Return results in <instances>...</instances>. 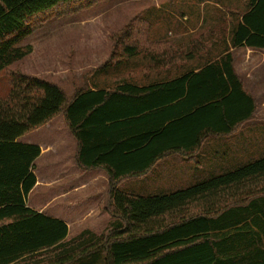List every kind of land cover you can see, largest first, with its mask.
<instances>
[{
    "label": "trees",
    "instance_id": "obj_1",
    "mask_svg": "<svg viewBox=\"0 0 264 264\" xmlns=\"http://www.w3.org/2000/svg\"><path fill=\"white\" fill-rule=\"evenodd\" d=\"M97 1L0 0V72L31 53L21 43L57 10L72 13ZM148 35V22L140 16L129 20L110 34L109 58L96 73L140 54L150 59V69L158 70L206 52L202 37L184 47L150 45ZM229 43L231 48L264 49V0H244V11L230 26ZM225 49L197 72L145 87L126 81L98 91L83 87L70 100L54 83L11 72L9 91L0 98V264L55 244L65 247L66 226L26 206L40 149L17 142L58 115L77 142L75 165L106 173L101 209L111 218L100 235L85 232L74 239L68 260L264 264V155L169 194L139 195L119 188L165 157L192 158L207 138L230 136L255 118L256 102L233 73L232 55Z\"/></svg>",
    "mask_w": 264,
    "mask_h": 264
},
{
    "label": "rangeland",
    "instance_id": "obj_2",
    "mask_svg": "<svg viewBox=\"0 0 264 264\" xmlns=\"http://www.w3.org/2000/svg\"><path fill=\"white\" fill-rule=\"evenodd\" d=\"M243 11L244 0H99L72 13H62L57 10L21 43V46H30L31 53L0 72V98L7 95L8 75L14 71L56 84L63 90L68 100L72 98L76 89L93 86L111 87L121 78L137 83H143L145 77H151L155 81L171 79L181 73L179 68L188 61L177 60L165 68L152 70L149 67L150 59L140 54L117 68L96 73V70L109 58L110 34L122 28L132 18L140 16L149 23L147 44L169 43L188 47L191 41H199L201 37L203 41L215 36L219 49L215 48L213 51L211 44L204 43L206 48L204 56L211 57L213 54L215 57L229 43L232 19ZM184 15L189 17L186 22L183 21ZM184 31L185 38L181 37ZM191 65L186 64V67L193 68V64ZM255 102L256 105L258 102L260 109L252 120L254 122L244 131H241L242 127L238 129L233 139L236 140L240 135L246 142L248 141L246 137L250 136L251 143L253 139L255 140L254 147L251 145L250 153L253 154L255 151L259 156L264 151V108L261 104L264 102V97H257ZM49 122L46 128L22 136L20 142L51 144L56 141L53 136L54 129H57V134L61 131L66 133L68 130L62 115L56 116ZM61 140H64V137ZM234 149H237V146ZM47 158L49 160V155ZM219 163L226 164L225 161ZM209 172L210 170L205 166L194 168L193 163L180 166L178 163L165 162L157 166L150 177L124 181L119 188L140 195L152 193L147 186H154L152 189L158 191H171L191 184L194 177ZM49 174L48 162L44 168L38 165L36 175L39 181H44L42 183L45 187L35 188L28 195L27 202L34 208L49 203L55 195L49 190L48 182L51 180ZM154 175L160 179L150 183ZM74 182L79 180L74 179ZM104 187L107 190V184ZM97 189L98 194L94 192L96 196L94 201L89 193L90 190L84 191L85 194L83 192L81 195L77 192L73 201L78 203L84 201L87 206L98 204L100 213L109 216L101 209L106 203V190L104 191L101 184ZM109 219L108 222L104 220L75 227L76 232L87 229L95 235H100L109 225L110 216Z\"/></svg>",
    "mask_w": 264,
    "mask_h": 264
},
{
    "label": "crops",
    "instance_id": "obj_3",
    "mask_svg": "<svg viewBox=\"0 0 264 264\" xmlns=\"http://www.w3.org/2000/svg\"><path fill=\"white\" fill-rule=\"evenodd\" d=\"M229 17L230 16L228 15L227 18ZM188 20L189 17L184 15L183 21L186 22ZM232 21L235 22V16ZM257 22L259 23V21ZM181 37H186L185 31L182 33ZM202 42L203 44H211V50L213 51H215V48L219 49L218 40L215 36H211V38H208L207 40L204 39ZM226 47L229 48V52L232 55L233 73L239 78V80L241 81L247 92L250 94V96L254 98V100L257 97H264V49L249 47L231 48L230 44L228 43V45L225 46L222 50H220L215 57H213V54L211 57L209 56V60L211 59L210 61L206 59L207 57L204 56V54L201 58H196L194 60H189L188 62H185L183 66L179 68V72L181 73L177 74L176 76H182L191 71L197 72L198 69L204 67L207 62H214L218 60L223 54V52L226 50ZM186 64L188 66L193 64L194 67H199H186ZM175 78L176 77H173L172 79ZM144 79L145 81L143 83H137L130 82L127 79L121 78L114 82V85L117 83H122V81H126L138 87H145L148 85H152L155 82V80L151 79V77H145ZM107 88L109 87L93 86L90 88V91H98ZM261 104L264 108V102H262ZM259 109V104L257 102L256 112L254 114L255 116L259 112ZM253 122L254 121H249L244 123L241 131H244V129ZM48 124H50V122ZM48 124L40 128H46ZM40 128L36 131H39ZM144 128L146 130L151 129V124L145 125ZM54 130L55 134H53V136H55L56 141L51 144L43 145L41 143L20 142L22 137L19 138L17 142L26 145H35L40 149V154L34 162L33 174L36 178V184L33 190L38 187H45L42 183L44 181L41 182L38 180L36 171L38 165L44 168L46 166V163L48 162V168L50 170L49 176L51 179L50 182H48V186L50 188V192H54L55 195L51 198V201L49 203H45L43 206H37L34 208L27 201L26 206L29 209L46 216L49 219L60 221L66 226L67 233L65 238L62 240V243L65 244V247L63 249L62 247L55 246V244L51 248H43L41 250H38L37 252L25 254L11 264H75L76 262H74L72 259L68 260L67 258L69 255L72 256V254L74 253V247L71 242L74 241V239H76L77 237H79V235L85 232H89L91 235H95L94 232L87 229L76 232L77 228L75 227L84 226L93 222L98 223L99 221L102 222L104 220L108 222L110 220L109 216L100 213L98 209V204L87 206V203L84 201V203H78L75 200L73 201V198L76 197L77 192H80L81 195V193L87 190H90L89 193L91 197H93L92 201H94V198L96 197L94 196V192L98 194L97 188L100 184L102 185L104 191L106 190L104 187V185L107 184L106 173L100 169H79L74 164L75 155L77 152V142L75 141L73 136H71V134L68 132V130H66V133L61 131L58 134L56 132L57 129ZM240 132L238 133L240 134ZM63 134L65 136H62ZM234 135L235 134H232L230 136H211L207 138L202 143L199 152L192 158H186L180 155H170L159 160L155 164V166H153L150 172L137 179H144L150 177L154 170L157 168V166L165 162L178 163L180 164V166H186L189 163H193L194 168H200L201 166H205L210 170V172L202 175H197L193 178V180H191V184L175 188L171 191H158L156 189H152V187L154 186H147V189L149 191H152V193L143 195L169 194L171 192L188 188L195 183L227 173L264 155L263 150V153L259 156L258 154H255V151L253 152V154L250 153L251 145L254 147L255 143L254 139L251 143V140L249 139L250 136L246 137L248 141L245 142L243 137H240V135H238L236 140H234ZM62 137H64V140H61ZM164 143L166 144L167 142L164 141ZM233 146H237V149H234ZM48 155L49 160L47 158ZM220 161H225L226 164H220ZM74 179H78L79 182L75 183ZM158 179L160 178L157 175H154L153 179L150 180V183H154ZM47 210L49 211L47 212ZM87 236L88 234L84 235V238H87ZM62 258L66 259L65 262L57 263V260ZM80 261L81 263L84 261L83 257Z\"/></svg>",
    "mask_w": 264,
    "mask_h": 264
}]
</instances>
